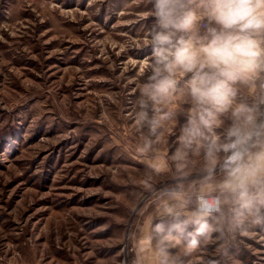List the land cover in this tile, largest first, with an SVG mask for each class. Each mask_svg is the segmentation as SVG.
Instances as JSON below:
<instances>
[{
  "label": "rangeland",
  "instance_id": "1",
  "mask_svg": "<svg viewBox=\"0 0 264 264\" xmlns=\"http://www.w3.org/2000/svg\"><path fill=\"white\" fill-rule=\"evenodd\" d=\"M150 9L0 0V264H160L153 229L175 222L160 193L176 183L170 157L185 118L177 109L155 134L136 124ZM145 137H159L155 153L139 152ZM212 223L218 231L190 228L197 247L172 244L169 257L264 264V223Z\"/></svg>",
  "mask_w": 264,
  "mask_h": 264
},
{
  "label": "clouds",
  "instance_id": "2",
  "mask_svg": "<svg viewBox=\"0 0 264 264\" xmlns=\"http://www.w3.org/2000/svg\"><path fill=\"white\" fill-rule=\"evenodd\" d=\"M149 2L136 124L155 134L177 109L185 118L170 157L176 183L160 193L161 214L175 222L153 229L160 264H178L167 249L196 248L190 228L207 236L219 218L264 223V0ZM158 140L145 137L139 152L155 153ZM152 167L166 164L157 157Z\"/></svg>",
  "mask_w": 264,
  "mask_h": 264
}]
</instances>
